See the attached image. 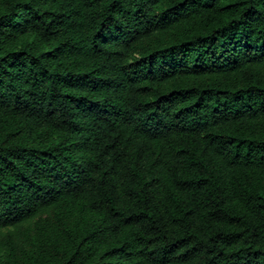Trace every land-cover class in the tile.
Wrapping results in <instances>:
<instances>
[{"label": "trees", "instance_id": "1", "mask_svg": "<svg viewBox=\"0 0 264 264\" xmlns=\"http://www.w3.org/2000/svg\"><path fill=\"white\" fill-rule=\"evenodd\" d=\"M0 264H264V0H0Z\"/></svg>", "mask_w": 264, "mask_h": 264}]
</instances>
